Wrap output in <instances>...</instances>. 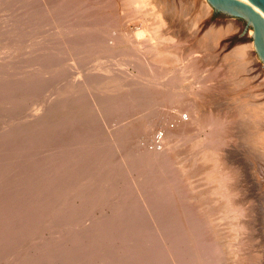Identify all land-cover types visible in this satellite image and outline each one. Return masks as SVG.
Instances as JSON below:
<instances>
[{
  "label": "bare ground",
  "instance_id": "1",
  "mask_svg": "<svg viewBox=\"0 0 264 264\" xmlns=\"http://www.w3.org/2000/svg\"><path fill=\"white\" fill-rule=\"evenodd\" d=\"M33 1H34V3L38 2V4L33 3L34 12H32V13L36 14L35 19H37L39 21L40 25H46L49 22H52L55 24H59L58 26H62V25H60V23H63V22L68 20V12H70L72 9H75L74 8L75 4H73L72 0H41V1L33 0ZM84 1L85 0H83V3H84ZM241 1L246 3V4L251 5L258 13H260L264 17V12L262 10H260L257 6L253 5L249 0H241ZM31 2L32 1L28 2L29 5ZM89 5H93L96 9L95 12L93 13L92 22L94 21L93 23H96L99 25L100 24L101 25L111 24L114 19H118V21H121V23H122V20H120L121 17L120 18L118 17L119 13L117 15H115L117 12V9H119V10L121 9V11L123 10L122 11L123 14H125V12L127 11L128 15L130 14V16L139 15L138 13H141L140 15L144 18L142 21L143 24H142L141 28L136 27V28H138V30L135 31V36H137L135 38L144 37L146 34H148V37H149V39H148L145 36L146 38H144V39L149 41V43H147L145 40H143V41H145V43H146L145 46L147 48L145 47L146 49H144V51H143L142 48L140 47L142 50V55H140L138 57H139V60L141 63L140 66L149 70L148 73L150 72L149 73L150 77L146 80L144 79L145 82H144V84L142 83L143 85L141 87H135L136 89L128 90L125 94H122L118 97H115L112 100H109L110 102H112L111 105H113V107H112L113 110L114 109L116 110L117 108L121 109V110H125L127 108H132L133 110L138 111V109H141V108H143V109L148 108L146 110H149V113H152L150 105L152 103H154L157 99L159 100V99H162L163 97L165 99L166 98L171 99L169 95H171V93L176 92V89H174V87L177 86L178 92H183V88L181 87V85H182L181 82L183 81L182 76L180 77V76L174 75V73H172V72L176 71V65L177 64L175 62L178 60V58L176 57L177 51L171 50V48L166 49L163 46V42H162V45H161V42H158V44H157L156 40L159 38L162 39V37L164 39L171 38V37H169L171 34L169 36L166 35L167 31H164L166 34H162L160 32L164 28L163 27L164 23H165V25L167 23V25L165 27H167L168 24H170V23L173 24V22H170L169 19H171V17H172L171 20H173V18L174 17L176 18L177 16H178V18L174 19V20L179 21L181 19V17L183 16L182 13H187L190 16V18H191V16L194 17L195 15H196L195 16L196 18H197V16H200L199 20L200 19L204 20L203 21L204 24L209 22L208 20L210 19V16L212 14V10L214 8L208 2V0H95ZM28 12H30V10H28L26 13H28ZM123 14H122V16H123ZM128 15H126V16H128ZM147 15H151L153 17V18H151L152 19L151 23H149L148 20L145 19V17ZM89 16H91V15H89ZM123 17L125 18V16H123ZM126 20L127 19H125V21ZM199 20H198V22H200ZM81 21H83V20H81ZM185 21H187V20H185ZM191 21H192V19H191ZM78 22H80V21H77V23L74 22V24L71 23L70 25L64 26L65 32L62 36H60L61 37V40H59V41H61L60 46L62 44L68 43L69 47L67 45L68 48L66 50L71 49L72 53L73 52H78V53L82 52L83 53V52L88 51V50H93L97 45L99 47L100 46L99 39H97V38L87 39L86 33H84L86 30V26H82L84 23H78ZM188 22L189 21H187V23ZM181 23H182V21H181ZM124 24L126 25V23H124ZM184 24H185V22H184ZM29 26H31V24ZM78 26H81V27L79 29H77ZM179 26H180V24H179ZM194 26H195V24H194ZM197 26H199V25H197ZM201 26H199V27H201ZM118 27H122V26L119 25ZM168 27H171V26L169 25ZM211 27H213L212 28L213 30L210 29L211 30L210 32H212L213 35L211 38H209V35H208V39H210V41L215 39L216 37L220 36L221 34H224V33L233 34L236 31L238 32L237 35H234L230 38V41H232V43L234 45H236V47H234V51L231 55L234 58L239 60L238 63H240V62L242 63V66H238L239 69H240V67L243 68V66H246V63L251 64V61H252L253 66H252V69L251 68L250 69L252 70L251 71L252 73L256 72L254 79L260 81L261 84L264 85V61L261 59V57L259 56V54L257 52L256 46H255V43L253 40V35H254L253 28H250L248 32L244 33V26L242 24H240L236 20V18H232V17L231 18L226 17V19L223 18V20H221L220 22L214 23ZM124 28H126V27H124ZM175 28H176V26H175ZM167 29L169 30L170 28H167ZM167 29H163V30H167ZM186 29H188V28L186 27ZM74 30L76 32H74ZM172 30H173V28H172ZM210 32H209V34H211ZM186 33H188V32H186ZM153 40L156 42L153 43ZM170 40H172V39H170ZM201 41H203V40H201ZM210 41L208 40V42H207V40H206L207 43H210ZM135 42H136V40H135ZM143 43H142V45H143ZM178 48H179V46H178ZM136 52H139V51H136ZM133 54H134V52H133ZM178 55H180V52L178 53ZM72 56H74V55H72ZM72 56H71V52H70V54H67V57H69V58ZM134 56H137V55H134ZM67 57L65 59H68ZM193 58H194V56L192 57V60H193ZM196 58H197V56H195L194 60H196ZM233 60H235V59H233ZM238 60H236V61H238ZM164 65H165V68H164ZM236 65H235V67H237ZM238 65H240V64H238ZM184 66H182L183 67V68H181L182 70L185 69L186 66L185 67ZM188 68H187V71L189 70ZM205 68H204V70H205ZM226 69H227V67H226ZM169 70L172 72H168ZM182 70H181L180 74L183 73L184 70L183 71ZM199 70L200 69H198V71ZM249 70H248V72H249ZM198 71L196 70V72H198ZM196 72H194V73H196ZM225 72H227V71H225ZM8 73H9V71H8ZM32 73L33 72H31V74ZM206 73H207V71H206ZM212 73H215V72L212 71ZM212 73L210 75H212V76L216 75V73L214 75ZM202 74H204V71L202 72ZM202 74H201V78H202ZM217 74H218V71H217ZM227 74H228V72H227ZM3 75H4V73H3ZM134 75H136V74H134ZM181 75H183V74H181ZM188 75H190V74H188ZM197 75L199 76V74H196V75H194V77ZM204 75H209V74H204ZM42 77L43 76H41V78ZM208 77H207V79H209ZM190 79L193 80V77ZM203 79H205V78H203ZM38 80H39V78L37 79V78L31 77V76L30 77L23 76V78L18 77L17 80L13 79L12 77H8L5 83H2V84L0 83V107H2L3 105H8V108L10 110H12V111L16 110L15 113H17L19 111V108H22L23 105L25 104L24 102L28 100L27 93H25V92L31 91V89L36 88V86H39L41 84ZM199 80L197 81V83L199 82ZM203 81H200V82L202 83ZM209 81H210V79H209ZM205 82L203 83V85L207 84ZM201 83H200L201 86H198V88L203 87V85ZM208 84H210V83H208ZM85 85H87V84H85ZM198 88H197V90L201 89V88L200 89H198ZM208 89H210V88L208 87ZM191 90H193V89H191ZM197 90L193 91V93H194L193 96L195 95L194 98L192 97V98H188L186 100L184 99V101H183V99L181 100L182 106L184 105L186 109H187V107H190V109H192L190 117H189V114L187 112H185V114H187V119H185V118H180L179 120L177 119L178 121H176V123H174V125L172 127H170V128L167 127L168 129H167L165 134H164L163 130L158 131L154 135V137L152 138V141L150 143L151 147H152L151 154L149 155V153H148V154L144 155V157L147 161L151 160V161H157L159 163L164 161L167 163L166 165H168L173 170V172L176 171L175 172L176 173V180L178 182V187H179V193L178 194L180 195L181 198H183V196L185 194L184 190H186V187L188 189L192 185V184H189V182H188L189 180L194 179V178H191L192 177V166H194L197 163V160L200 159V157H199V159H197L199 156L198 153H200V152H198L197 153L198 156L194 155V161H193L192 165L189 163L188 164L182 163L184 160L181 162L179 161L182 158L180 156L182 155V152L184 151V149H183V151L181 150L182 149L181 146H183L184 145L183 143L187 142L190 139L189 137L191 136V132H193L190 124L195 125V123H198V122H196V120H198V117H200L198 120L200 125L198 124V126H202V127L203 126H209V132H208L206 138H204V139H207L209 141H213V142H215L216 145H217V143H220L224 140L225 136L227 135L226 133L230 132V131L227 132V129L224 126V122H223V118H222L223 115L221 116V114H218V112H216V110H215V113H214V111L213 112L209 111L210 113H208V114H206L207 111L205 113H203V112L197 113L198 111H196V109H195L196 106L194 104L195 101H197V99L195 101H193V100L195 99V97L198 98L197 96L202 95V94H199V91H197ZM212 90L216 92V89H212ZM205 92H207V91L205 90L204 93ZM209 92H207V93H209ZM165 93H166V96L164 95ZM54 94L55 93L52 92L51 95L53 96ZM49 96L50 95H47V97H49ZM182 96H180V98H182ZM208 97H210V96H208ZM84 98H87V97L85 96ZM55 99H56L55 97L44 98L43 100L38 102L36 104V106L34 105L35 106L34 109L31 110L29 113L27 112L28 114L26 116L21 117V118L15 117L14 120H12L9 123L5 122L6 124L3 127H0V264H188V263H190V264H264V196L261 195V192H257L258 197L260 199L259 200L256 198L257 199L256 202H258V204L254 205L255 200H253L254 201L253 207L247 206V203L251 202L252 199H254V197H252V192L254 190L251 192L250 188H253L255 183L252 184L253 185L252 187L244 188L246 181H244L245 180L244 178H239V180H238V175H236L237 173L235 171L236 169L232 168V164H231V166L229 165V167H227V168L224 167V165H223V167L221 166V168H218L217 165L222 164V162L220 160H219L220 163L218 162V159H219L218 154L216 155L215 152H212L211 151L212 149L209 150L211 152L205 151L204 153H202L201 158L204 159L205 162H207V161L211 162L212 159H213V161H214V159L216 160V164H213V166L216 165V167L212 166L213 172H211V174H208V177L210 175L211 180L218 178V177H221V179H220L221 183L217 182L215 184V186H217V187H215L213 184L214 187H212V189L213 188L218 189L219 187L221 188V190L220 189L219 190L222 193L221 194L219 193L218 196L221 195V197L219 196L221 202H222L221 198L223 196V198L225 199L224 200L225 204H224V201L222 202V204H220L219 201L214 202L213 204L219 203L217 205H220V206L221 205L223 206V204L225 205L224 206L225 208H222V209L220 208V209L227 211V212L225 211L226 213L223 211L224 214H222V215H225V214L227 215L228 219L226 218L227 220L226 219H224V220H226L227 222L229 220L228 224L225 225V226L228 225V231H225V233H227V232L229 233V231H230L231 234H225L224 232H222V229H218V227L220 225L218 226V224H216L214 222V220L212 219V217L215 215L213 213H211V214H213V216H211L208 212V211H212V210H208V211L205 210L204 211V209L194 207V206H196L195 202L194 203L191 202V204H189L190 199L193 197L189 198V196H184V199L187 201L181 200L182 204L180 205V207L177 205V207H178L177 215H179V214L181 215L182 222L185 225H187L188 227H189V223L191 222V223H196L197 225H200V227H199L200 229L199 230L194 229L193 230L194 235L192 234L191 235L192 237L188 235V237L182 238V240H179L178 238L177 239L174 238V236L172 234H167V235L164 234L165 236L159 235L158 233L161 230H160V228H157L152 223H150V219L152 218L151 217L152 216L151 215L152 210H148L149 208H152V207L157 208L156 206H158V204L156 202H154V200H150L149 202L146 201L144 203V202H142L143 199H140L137 197H132L131 195H129L130 193H125L124 195L120 196L121 198L118 200V203L115 205L114 210L107 217V219H105L104 222H99L101 220L100 219L99 221L96 220L95 222L91 223L89 226H82V225L78 224V227H75L74 229H69L70 227L69 228L64 227L62 224H65L67 222L72 223L73 220H76L80 216L78 213L80 210V207L78 206L79 203L77 202L78 198L74 201H69L70 200L69 199L67 202L68 206L64 204V205H61L60 207H56L57 201L59 198L67 197V193L70 190L69 187H64V186H66L67 183H72V182L74 183V179L80 178L81 174H83V171L87 172L89 174L91 172H93V170L91 171V169L88 168L89 165H85V162H86L85 159H86V155L88 153H87V151H85L83 149V144H81L83 141V136H85V130L88 132L91 129L85 128L83 126V125H86L85 124L86 122L88 123V120L86 122L83 121L84 123L83 122L82 123H80V122L76 123V126H74V128L71 127L69 129H67L66 128L67 122H65L67 119L64 117L68 113V112L66 113V111H68V107L71 106L72 103L68 99L65 101H63V99L55 101ZM206 99H205V101H208V99L207 100ZM211 99L209 98V100H211ZM198 100H199V98H198ZM202 100H204V99H202ZM202 100L200 102H202ZM163 101H164V99H163ZM3 103H6V104H3ZM164 103H166V102H164ZM211 103H213V102H211ZM202 104H204V102ZM206 104H204V105H206ZM208 104H210V103H208ZM208 104H207V107H208ZM255 104H256V106L254 107V109H252L254 111L249 110V113L253 112L251 114H254V118H255V115L257 117V114L260 111H262V112L264 111L263 105H261V104L258 105V103H254V105ZM262 104H264V103H262ZM166 105H168V104L166 103ZM166 105H165V107H166ZM210 107H211V105H210ZM179 109H180V107H179ZM183 110L184 109H182L181 111H183ZM136 111H134V112H136ZM246 111H248V109ZM246 111H244V112H246ZM139 112H140V110H139ZM177 112L180 113V111H177ZM149 113L146 114L145 116H141V118L136 123H137V127L139 128L138 130L144 131L145 133L150 134L151 131L153 130V128L155 127L158 119H160V120L163 119V117H162L163 114L160 112H157V113L153 112L152 114H149ZM183 113H184V111H183ZM133 114H135V113H133ZM244 114L246 115V113H244ZM12 115H14V113ZM245 115H243V116H245ZM251 117H253V116H251ZM63 118L66 120H64ZM164 118L166 119L168 117L164 116ZM171 118H172V115H171ZM247 118H250V117H247ZM173 119L176 120V118H173ZM248 120L250 121L251 118ZM248 120L246 119L247 122H248ZM162 121H164V120H161V123H162ZM253 121H254V119H253ZM242 122H244V121H242ZM161 123H159V124H161ZM175 124L177 126H175ZM166 125L168 126L170 124L165 123L164 127ZM250 126H246V128L250 127ZM156 128H157V126H156ZM156 128H154V129H156ZM229 128H231V127H229ZM197 129H198V127H197ZM197 129H196V131H198ZM231 129H234V127ZM235 129H234V132H235ZM241 129H243L242 126H241ZM244 130L245 131L242 130L244 133L249 132V131H246V129H244ZM242 131H240V132H242ZM255 131H256V128L254 129L253 134L255 133ZM90 132L94 133L93 130H91ZM130 132H131L130 128H128V129L124 128V129L120 130V132H119L120 134L118 136H120L122 134H125L126 136H128L130 134ZM243 132L241 134H238V132H237V134L243 135ZM251 133H252V131H251ZM260 133L258 134V136L252 135L253 137H251V138L257 137V138H255L256 140L254 141V143L256 142V144H254L255 148L252 146V148H254V152H257L255 150L259 149V147L261 148V146H262V150L264 149V138H263L264 135H263V137H261ZM262 133H264V132H262ZM249 134H250V132H249ZM232 135H234V134H232ZM238 135H236V137ZM246 135L248 136V134H246ZM229 136L227 135V137H229ZM234 137H235V135H234ZM92 138H93V136H92ZM85 139H86V137H85ZM230 139H231V137H230ZM230 139H229V141H230ZM198 140H200V139H198ZM54 141H55V145H54ZM202 141H204V140H202ZM240 141H242V139H240ZM248 141H250V135H249ZM46 144H48V145L53 144L54 158L55 157L57 158V160H55V162L53 164L46 163L45 159L40 158V156L42 154L46 153V149H45L46 147L43 146ZM198 144H200V143H197V141L193 142L192 147H191L192 151H193V149H196L199 146ZM185 145H186V143H185ZM245 145H247V143ZM257 145H259V146H257ZM190 146H191V144H190ZM183 148H184V146H183ZM215 150H217V149H215ZM219 150H220V148H219ZM246 150H248V149H246ZM246 150H245V152H246ZM229 151H230V149H229ZM224 152H226V151H224ZM245 152H244V154H246ZM38 153H39V156H38ZM12 154H13V156H12ZM187 154H189V153H187ZM125 156H126V154H125ZM248 156H249V153H248ZM254 156H256V155L254 154ZM16 157H18L19 159L22 157L21 159L26 160L29 163V165L28 166L24 165L26 163L25 162L24 164H21V165L19 164L17 167H15V168L13 167L12 169L9 165L7 167V162H8V164H10V162L13 160V158H16ZM244 157H246V156H244ZM226 158H228V156ZM232 158H234V157H232ZM248 159L251 160V157L250 158L248 157ZM204 161H203V163H204ZM237 161L241 163V161H239V160H237ZM255 161H256V159H255ZM224 162H225V160H224ZM86 163L88 164V162H86ZM242 163H243V166H242L243 170L246 169L249 171L250 166H248V165H250V164H248V163H250V162L245 161L246 164H244V162H242ZM252 163H254V161ZM227 166H228V164H227ZM200 167H201V165H200ZM234 167H236V166H234ZM242 167H240V169ZM254 167H257V166L255 165ZM214 168H215V170H214ZM251 168H253V167L251 166ZM258 168H259V166H258ZM10 169H11V172L9 171ZM205 170H207V169L205 168ZM210 170L211 169H209L207 171H210ZM207 171H203V173L204 172L207 173ZM255 171H257V170H255ZM260 171H262L264 173V171L262 169L257 171V172H260ZM262 172H260V173H262ZM203 173H201V174H203ZM9 175L13 176V179H14L13 181L9 180V177H8ZM198 175L196 177H198ZM206 175H205V177H206ZM236 176H237V178H236ZM172 177H174V175ZM244 177H245V175H244ZM252 177H253L252 175H251V177L249 176V178H252ZM254 177L252 178L253 180H255ZM247 179L248 178H246V180ZM257 179H259V178H257ZM257 179H256V182L258 181ZM262 179H264V178H261V180ZM171 180H172V178H171ZM201 181H203V180L201 179ZM217 181H218V179H217ZM249 181L250 180L248 179V182ZM252 181H250V182H252ZM259 181H260V179H259ZM210 182L211 181H209V184H210ZM250 182H249V184H250ZM213 183H215V182L213 181ZM219 183L222 184V186ZM260 183H261V181H260ZM63 184H65V185H63ZM82 184H83V182H82ZM218 184H219V186H218ZM72 185H75V184H72ZM246 185H248V184H246ZM260 185H262V183ZM183 186H185L184 190H182ZM197 186H199V185H197ZM201 186L199 188H201ZM203 186L205 187V185H203ZM195 188H193V189H195ZM248 188H249V190H248ZM149 189H151V188H149ZM209 190H208V192H209ZM263 190H264V185H263L262 191ZM190 192H191V190H190ZM217 192H218V190H217ZM217 192H213L214 196H215V194H217ZM191 194H192V192H191ZM202 194H204V193H202ZM78 195L83 196L84 195L83 191L81 190L78 193ZM194 195H198V194H194ZM207 195H205L206 200L210 201V199L207 198ZM75 196H77V195H73L72 197H75ZM85 198H87V195L85 196ZM198 199H199V196H198ZM211 199L213 200L214 198H211ZM206 202H207V206H208V204L210 202L209 203H208V201H206ZM193 204H194V206H192ZM251 204H252V202H251ZM213 206H214L213 208H217L215 205H213ZM146 207L148 209H146ZM201 211H204L205 213L201 214L202 213ZM166 212H168V211H166ZM221 213H220V215H221ZM138 216H140V217H138ZM202 216H206V219L203 218ZM50 217L55 218L54 223H52L51 225L49 224L51 228L60 227L62 230H65V231L59 232L56 235H53L50 232L49 236H51V237H48V236L44 237L46 234H44L42 236L41 235L42 231L47 232L50 229L49 227H45L44 221ZM141 217H142V219H141ZM145 218L148 219V222H144ZM224 218H225V216H224ZM141 220H142V222H140ZM67 225H68V223H67ZM163 225H164V223H163ZM221 226L220 227L223 228L224 225H221ZM141 227L146 228L148 235H146V237H143V238L142 237L136 238L135 234L138 233L139 230L141 231ZM128 232L130 234H128ZM162 232L163 231H161V233ZM38 235L42 236V237L39 236L40 237V238H38L39 241H35L34 243L28 244L26 246L23 245L24 247L23 248L21 247L22 248L21 250L18 249V247H20L22 245V243L25 242V241H22L21 243H19V240H21L27 236H31V237L34 236L35 237ZM155 238H157V239L155 240ZM11 254H12V256L8 258V256Z\"/></svg>",
  "mask_w": 264,
  "mask_h": 264
},
{
  "label": "rangeland",
  "instance_id": "2",
  "mask_svg": "<svg viewBox=\"0 0 264 264\" xmlns=\"http://www.w3.org/2000/svg\"><path fill=\"white\" fill-rule=\"evenodd\" d=\"M29 1H32L30 5L28 3ZM93 1L95 0H90V1L85 0L83 3V0H72L73 4H75L74 6L75 9H72L70 12H68V20L63 23H60V25L62 26H58L59 24H55L52 22H49L46 25L39 24V21L35 19L36 14L32 13L34 12V6H33L34 1L33 0H0V74H1L0 83L1 84L5 83L8 77H12L13 79L17 80L18 77L23 78V76H28V77L31 76L37 79L39 78L38 81L41 83L39 86H36V88L31 89V91L25 92L27 93L28 100L24 102L25 104L23 103L24 104L23 107L19 108V111L17 113H15L16 110L15 111L10 110L8 108V105H3L2 107H0V127H3L6 123L11 122L12 120H14L15 117L21 118V117L26 116L31 110L34 109V107L36 106L38 102H40L44 98H49V97H55L56 98L55 101L62 100V99L63 101L67 99L71 101L72 104L71 106L68 107V111H66V113L67 112L68 113L64 117L67 120L63 118L64 120H66L65 122H67V126H66L67 129L71 127L74 128V126H76V123H79V122L82 123L83 121L86 122L88 120V123L86 122L85 123L86 125H83V126L85 128H90L91 130L94 131V133L90 132L91 130L88 132L85 130V136H83V141L81 144H83V149L87 151L88 153L85 159V161L88 162V164L85 162V165H89L88 168H90L91 171L93 170V172L89 174L83 171V174H81L80 178L74 179V183L73 182L67 183L66 186H64V187H69L70 190L67 193V197H64L65 199L64 198L58 199L56 207H60L61 205H64V204L68 206L67 202L69 199H70L69 201H74L77 198H78L77 202L79 203L78 206L80 207V210L78 212L80 216L76 220H73L72 222L73 224L69 222H67L68 225L67 223H65L66 225L62 224L66 228L70 227L69 229H74L75 227H78V224L82 226H89L91 223L95 222L96 220L99 221L100 219L101 220L99 222H104L105 219H107V217L114 210L115 205L118 203V200L121 198L120 196L124 195L125 193H130L129 195H131L132 197L143 199L142 202L144 203L146 201L149 202L150 200H154V202L158 204L159 207L156 206L157 208L152 207L148 209L146 207V209L152 210L151 212L152 220L150 219V223H152L155 227L160 228V230L164 232V233L163 232L161 233V231H159L158 233L159 235L165 236L167 234H172L174 238L176 239L178 238L179 240H182V238H186L188 237V235L189 236H191L192 234L194 235V232H193L194 229H198V230L200 229L199 228L200 225H197L196 223H191V222L189 223V227H188L182 222L181 215L180 214L177 215V212H178L177 205L180 207V205L182 204V201H187L184 199V196H189V198L193 197L190 199L189 204H191V202L192 203L195 202L196 206H194V204L192 206L200 208V209H204V211L212 210L213 212L208 211L209 214L211 216H213V214L215 215L212 217V219L214 220L216 224H218V226L224 225L223 228H221L222 226L221 227L219 226L220 228L218 227V229H222V232L225 233V231H228V225L227 226L225 225L228 224L229 222V220L228 222L226 221L228 219L227 215L226 214L222 215L224 214L223 211L225 212L226 210H221L222 208H225L224 207L225 199L222 196L223 199L221 198V200L222 202L224 201L223 206L221 205L222 207L220 205H217L219 203L213 204L214 202H218V201L220 202V204H222L219 198V196L221 197V195L218 196L219 193L220 194L222 193L220 191L221 188L219 187L218 189L217 188L212 189V187H214L217 182L221 183V180H220L221 177L215 178L213 180L210 179V175L208 177V174H211V172H213V167H216V165L213 166V164H216V160L214 159L213 161L212 159L211 162L210 161L205 162L204 159L201 158L202 153H204L205 151L207 152L212 151V152H215L216 155L218 154V158H219L218 162L219 163L220 161L222 162V164L217 165L218 168H221V166L223 167V165L224 167L227 168L229 167V165L231 166L232 164V168L236 169L235 171L237 173L236 175H238V180L239 178L245 179L244 181L246 182H245L244 188L252 187L253 186L252 184L255 183L253 186L254 189L250 188L251 192L253 190L255 191V192L253 191L254 193L252 192V197H254V199H252L251 201L252 204L251 202H248L250 205L247 203V206L253 207V204H254L253 200H255L254 205L258 204V202H256L257 199H259L257 192H261V195L264 196V190L262 191L263 185H264V179L261 180V178H264V173L262 171H260L262 173L257 172L261 169L264 171V161H263L264 160V156H263L264 149L262 150V146H261V148L259 147V149L255 150L258 153L254 152V148H255L254 144H256V142L254 143V141L256 140L255 138L257 137L251 138L255 135L258 136L260 132H261L260 133L261 137H263L264 135V133H262L264 132V120H263L264 111L263 112L260 111L258 113L260 116L257 114V117H256L255 115L256 119L254 118V114H251L253 112L249 113V110L254 109V107L256 106V104L254 105V103H258V105L261 104L264 106V104H262L264 103V85H262L260 81L254 79L256 72H253V73L251 72L252 71L251 69L253 66L252 61H251V64L246 63V66H243V68L240 67L239 69L238 66H242V63L241 62L238 63L239 60L234 58L231 55L236 45H234L232 41H230V38L234 35H237L238 32L236 31L233 34L224 33L210 41V39H208V35H209V38H211L213 35L212 32H210L211 30H213L212 29L213 27L211 26L216 22H220L221 20H223V18L226 19L225 16H222L220 12H217L214 9L212 10V14L210 16V19L208 20L209 22L205 23L206 25L203 22L204 20L202 19L199 20L200 16H197L196 18L195 17L196 15H195L194 17L191 16L190 18V16L187 13H182L183 16L181 15L182 17L179 21L174 20V19H177L178 16L176 18L174 17L173 20L175 22L171 20L172 19L171 17L169 21L173 22L174 24V25L172 23L168 24V26L170 25L171 27H168V26L165 27L167 23L166 25L164 23L163 29L170 28L171 30L170 29H169L170 31L168 29L163 30L161 28L162 31L160 33L166 34L164 31H167L166 35L169 36L171 34L169 36L171 38L164 39L162 37V39L161 38L157 39L156 40L157 42L154 41L155 40L154 39L153 43L156 42L158 44V42H161V45H162V42H163V46L166 49L171 48V50L177 51L176 57L178 58V60L175 62L177 64V65L175 64L176 71L172 72L169 70L168 72H172L174 73V75H178L180 77L182 76L183 81L181 82L182 83L181 87L183 88V92H178L177 91L178 88L176 86L174 87V89H176V92L171 93V95H169L171 99L166 98L167 99L166 100L163 97L162 99H159V100L157 99L154 103L150 105L152 113L160 112L163 114V115L161 114L163 117V119L161 120H164V121H162L161 123V120L158 119L154 127L156 128L157 126V128L156 129L153 128V130L149 134V133H145L144 131L138 130L139 128L137 127V123H136L141 118V116H145L146 114L149 113V110H146L148 108L146 109L141 108V109H138V111L133 110L132 108H127L125 110H121L117 108L116 110L115 109L113 110L112 108L113 105H111L112 102L109 101V100L114 99L115 97L125 94L128 90H131V89L134 90L136 89L135 87H141L144 84L145 80L150 77L149 75L150 72L148 73L149 70L140 66L141 63L138 57L142 55V50L144 51V49L147 48L145 46L146 44L145 41L147 43H149V41H147L144 38L147 37L149 39L148 34L145 35L146 37L144 36V37L135 38L137 37L135 36V31H137L139 27L141 28L143 24L142 21L144 18L140 15L141 13H138L141 17L139 15L130 16V14L128 15L127 11L125 12V14L128 16H126L125 14L122 13L123 10L121 11V9L120 10L117 9V12L115 15L119 13L118 17L119 18L121 17L120 20H122V23L121 21H118V19H114L111 24H106V25L100 24L99 25V24L93 23L94 21L92 22L93 13L95 12L96 9L93 5H89V4H91ZM34 4H38V2H35ZM26 10L27 11L30 10V12L26 13L27 12ZM122 14L123 16H125V18L122 16ZM89 15H91L92 17ZM184 16L185 17L187 16V17L185 18ZM151 18H153L151 15H147L145 17V19H147L149 23L152 22ZM227 18H230V17H227ZM125 19L127 20L125 21ZM185 20L189 21L190 23L189 22L187 23V21ZM198 20L200 22H198ZM236 20L240 24L245 26L246 24L245 19L236 18ZM77 21H80L78 23H84L82 26H86V30L84 33H86L87 39L89 38L99 39L100 41L99 47L97 45L93 50H88L83 53L82 52L72 53L71 49H68L69 51L66 50L69 47L68 43L62 44L60 46V42H61L59 41L61 40L60 36H62L65 32L64 26L70 25L71 23L74 24V22L77 23ZM181 21L183 24L185 22V24L183 25ZM123 22L126 23V25ZM30 24L31 26H29ZM187 24L188 25L190 24V25L188 26ZM119 25L122 27H118ZM197 25L199 26L202 25V26L199 27ZM80 27L81 26H78L77 29H79ZM186 27L188 29H186ZM74 32L76 31L74 30ZM186 32H188L189 34ZM209 32L211 34H209ZM200 39L203 41H201ZM206 40L207 42L209 40L210 43H207ZM140 47L142 48V50ZM136 51H139V52H136ZM70 52H71V56L72 55L74 56L69 58L67 57V54H70ZM179 52H180V55H178ZM134 55H137V56H134ZM193 56L194 58L192 60ZM195 56H197L198 59L196 58V60H194ZM66 57L68 59H65ZM235 65L237 67H235ZM182 66L185 67V69H183L184 71L181 69L183 68ZM164 68H165V65H164ZM187 68L189 69L188 71H187ZM204 68L207 71V73L204 70ZM198 69L200 70L198 71ZM213 69L214 70L216 69L219 75L217 74V71L216 70L214 71ZM181 70L183 71V73H181L183 75L180 74ZM196 70L198 72H196ZM203 71H204V74H209V75L213 71L216 73V75L215 76L204 75L202 74ZM208 71L209 72L211 71V72L209 73ZM225 71H227L228 74ZM31 72L33 73L31 74ZM215 73H212V74L214 75ZM196 74H199L200 77L198 75L194 77V75ZM201 74H202V78H201ZM41 76L43 77L41 78ZM192 77H193V80L190 79ZM207 77L210 79V81L209 79H207ZM198 80L199 82L197 83ZM200 81H203V82L201 83ZM204 82L207 84L203 85ZM200 83L203 85L202 87L203 89L201 87L198 88V86H201ZM208 87L210 89H208ZM197 88L198 89L201 88V89L197 90ZM211 88L216 89V92L213 91ZM194 90L195 91L197 90L199 91V94H202L200 96H197L199 100L196 97L193 100L195 101L197 99V101H195L194 103L196 106L195 109L196 111H198L197 113L199 112L205 113L206 111H207L206 114L210 113L209 111L211 112L214 111L215 113V110H216L218 114H221V116L223 115L222 118H223L224 126L226 127L227 132L230 131L228 132L229 134L228 133L226 134L230 136L227 137L226 135L224 138V140L227 138L225 140L226 142L223 140L222 142L217 143L216 145L215 142L204 139L206 138L209 132V126H203V127L198 126L199 124L198 120L200 117H198V120H196V122L198 123H195V125L190 124L191 129L193 130V132H191V136L189 137L191 140L189 139L187 142H185L186 145L185 143H183L184 145L182 144L184 148L183 146H181L182 149L181 148L180 149L182 151L184 149V151L182 152V155L180 156L182 158L179 161L181 162L184 160L182 163H186V164L189 163L192 165L194 161V155H197L198 152L200 153H198L199 156L197 155L198 156L197 159H199V157L200 159L197 160V163L194 166H192V177L191 178H194V179H191L188 181L189 184H192V185L188 189L186 187V190H184L185 186H183L182 190H184L185 194L183 198H181L180 195L178 194L179 187H178V182L176 180V173H175L176 171L173 172V170L168 165H166L167 163L164 161L160 163L157 161H151V160L147 161L144 155L148 153L149 155L151 154L152 147L150 143L152 141V138L158 131L163 130L165 134L168 129L167 127L169 128L172 127L174 123H176V121H178L180 118L187 119V114H185V112H187L190 117L192 109H190V107H187V106H186L187 107L186 109L184 105L182 106L181 100L183 99L184 101V99L186 100L188 98H192V97L194 98L195 96V95L193 96ZM205 90L207 92L209 91L210 92L209 93L205 92L206 93L205 94L204 93ZM52 92L55 93L53 96L51 95ZM47 95H50V96L47 97ZM164 95L166 96V93ZM179 95L180 96L183 95L182 98H180ZM207 95L210 97H208ZM85 96L87 98H84ZM206 98L208 99V101H205ZM209 98L210 99L212 98V99L209 100ZM201 100L202 102H200ZM164 102H166L170 107L166 105V103ZM203 102L204 104H206L207 102L210 104L207 103L208 104V107H207V104L206 105L202 104ZM3 104H6V103H3ZM179 107L180 109L181 108L184 109L183 110L184 113L183 111H181L182 109L181 110L179 109ZM247 109L248 111H246ZM177 111H180V113ZM13 113L14 115H12ZM152 113H149V114H152ZM244 113H246V115ZM171 115H172V118H171ZM176 115L177 116L179 115V116L177 117ZM250 115L253 117H251ZM164 116L168 118L165 119ZM247 117H250L251 120L249 121L248 119L250 118H247ZM173 118H176V120ZM246 119L248 120L249 123L246 121ZM169 120L170 121L172 120V121L170 122ZM159 123H161L162 125ZM165 123L170 124V125L168 126L166 125L164 127ZM175 126L177 125L175 124ZM241 126L243 129H241ZM246 126H250V127L246 128ZM229 127L231 128L234 127V129L236 128L235 132H234V129H231ZM252 127L254 129L256 128V131L254 134H253L254 129ZM124 128H127V129L130 128V131H131L130 134L128 136H126L125 134L118 136L120 134L119 133L120 130ZM196 129L198 131H196ZM244 129H246V131H249L250 134L249 132L244 133L243 132L245 131ZM236 131L238 132V134H241L243 132V135H238ZM231 133L234 134L235 137ZM246 134H248V136ZM236 135L238 136L236 137ZM249 135H250V141H248ZM201 139L204 141H202ZM229 139L231 142L229 141ZM240 139H242V141H240ZM196 141L197 143H200V144H198L199 146L196 149H193L192 151L191 149L192 144L193 142H196ZM246 143L247 145H245ZM54 145H55V141H54ZM43 146L46 147L45 148L46 153L42 154L40 158L45 159L46 163L53 164L55 160H57L56 157L54 158L53 144L52 145L46 144ZM252 146L254 148H252ZM244 152L247 155L244 154ZM247 152L249 153V156ZM252 152L256 156H254ZM38 156H39V153H38ZM227 156L228 158H226ZM248 157L249 158L251 157V160L252 159L253 160L251 161L250 159H248ZM21 158L20 159L18 157L13 158L10 164H8L7 162V167L9 165L12 169L13 167L15 168L19 164L21 165V164H24L25 162L26 163L24 165L28 166L29 163L26 160H23ZM255 159L257 162L255 161ZM237 160L241 161V163L238 162ZM203 161L205 164L203 163ZM245 161L250 162L248 163L250 164L248 165L250 166L249 171L246 169L243 170L242 162L246 164ZM253 161L254 163H252ZM239 164L240 165L242 164V165L240 166ZM233 165L236 167L238 166L237 167L238 169L234 167ZM255 165L257 167H254ZM251 166L253 168H251ZM258 166L259 168L261 166L262 167L259 169ZM240 167H242L241 168L242 170L240 169ZM205 168L207 170L211 169L212 171L211 170L207 171L205 170ZM11 169L9 170L10 172H11ZM203 171H207V173L206 172L203 173ZM252 171L256 173L254 174ZM201 173H203L204 175ZM173 175L174 177H172ZM193 175L195 177L198 175V177L195 178ZM244 175L250 181H252L253 180L252 178L255 176L254 177L255 180H253L252 182L249 181L250 182L249 184L248 179L246 180ZM251 175L253 177L249 178V176L251 177ZM8 177L10 181L14 180L12 175L11 176L9 175ZM256 177L260 179L262 185H260L261 183L259 179H257ZM201 179L203 181H201ZM256 179L258 180L257 182H256ZM209 181H211L210 184H209ZM213 181L215 183H213ZM72 184H75V185H72ZM196 184L199 186H197ZM203 185H205V187ZM209 185L210 186L212 185V186L210 187ZM220 185L222 186V184ZM200 186L201 188H199ZM216 189L218 190V192ZM81 190L84 193L83 196L78 195V193ZM213 192H217V194H215L214 196ZM194 194H198V195H194ZM73 195H77V196L72 197ZM86 195H87V198H85ZM205 195H207V198L210 199V201L206 200ZM198 196H199V199H198ZM211 198H214V199L212 200ZM206 201H208V203L210 202L208 206H207ZM213 205H215L217 208H213L214 207ZM165 210L168 212H166ZM204 211H201L202 212L201 214L205 213ZM220 213L222 216L220 215ZM202 217L206 219V216H202ZM54 221H55L54 217L52 218L50 217L44 221L45 227H49L50 229L47 232L42 231L41 233L42 236L46 234L44 237L46 236L51 237L49 236L50 232L51 234L56 235L59 232L65 231V230H62L60 227L51 228L50 225L54 223ZM140 222H142V220ZM144 222H148V219L145 218ZM146 232H147L146 228L141 227V231L139 230L138 233L135 234V237L136 238L146 237V235H148V232L147 233ZM128 234L130 233L128 232ZM225 234H231V232L229 231V233L227 232ZM39 236L40 235L35 236V237L27 236L19 240V243H21L22 241H25V242L22 243L20 247L17 246L18 249L21 250L24 247L23 245L26 246L28 244L34 243L35 241H39L38 238L42 237V236L40 237ZM156 239L157 238H155V240ZM11 256L12 254L9 255L8 258Z\"/></svg>",
  "mask_w": 264,
  "mask_h": 264
},
{
  "label": "water",
  "instance_id": "3",
  "mask_svg": "<svg viewBox=\"0 0 264 264\" xmlns=\"http://www.w3.org/2000/svg\"><path fill=\"white\" fill-rule=\"evenodd\" d=\"M249 1L264 12V0ZM208 2L222 16L246 20L244 33L248 32L250 28H253V40L259 56L264 61V17L251 5L241 0H208Z\"/></svg>",
  "mask_w": 264,
  "mask_h": 264
},
{
  "label": "built area",
  "instance_id": "4",
  "mask_svg": "<svg viewBox=\"0 0 264 264\" xmlns=\"http://www.w3.org/2000/svg\"><path fill=\"white\" fill-rule=\"evenodd\" d=\"M186 116V115H185Z\"/></svg>",
  "mask_w": 264,
  "mask_h": 264
},
{
  "label": "clouds",
  "instance_id": "5",
  "mask_svg": "<svg viewBox=\"0 0 264 264\" xmlns=\"http://www.w3.org/2000/svg\"><path fill=\"white\" fill-rule=\"evenodd\" d=\"M238 198V197H237Z\"/></svg>",
  "mask_w": 264,
  "mask_h": 264
}]
</instances>
